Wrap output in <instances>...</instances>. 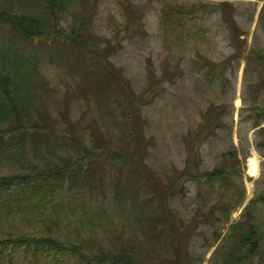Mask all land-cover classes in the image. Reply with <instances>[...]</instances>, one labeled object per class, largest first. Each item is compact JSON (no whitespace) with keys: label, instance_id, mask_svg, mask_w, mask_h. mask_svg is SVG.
<instances>
[{"label":"rangeland","instance_id":"374dc122","mask_svg":"<svg viewBox=\"0 0 264 264\" xmlns=\"http://www.w3.org/2000/svg\"><path fill=\"white\" fill-rule=\"evenodd\" d=\"M217 6L219 11H209ZM170 10L194 38L205 40L196 42L199 51L172 38L163 17ZM0 13V179H29V189L16 183L0 191V264H117L114 255L103 254L115 252L122 220L112 194L117 180L129 191L121 196L126 207L124 198L129 203L135 185L145 195L152 173L155 179L178 178L188 160L187 128L201 120L209 100L224 104L225 125L194 146L192 168L206 172L223 165L231 181L245 188L244 198L228 206L231 222L258 198L264 224V120L255 127L249 109L264 84L263 68L254 60L264 51V0H0ZM226 56L230 60L220 64ZM192 61L214 66L225 80L211 86ZM165 66L172 79L163 82L157 99L148 100L147 80L161 78ZM48 139L59 145L35 147ZM251 157L258 160L255 173ZM84 176L98 183L96 191ZM62 179L64 188L53 189ZM199 179L181 178L185 185L174 202L177 216L191 222L200 218L193 206ZM231 222H222L220 232ZM136 225L144 264H159L162 257L149 258L146 249L156 251L160 244L145 238L158 228L143 235L147 224ZM192 228L202 232L192 254L201 264H222V238L208 247L210 225L196 222ZM38 237L40 247L34 244ZM132 237L128 231L124 245ZM262 248L248 264H264Z\"/></svg>","mask_w":264,"mask_h":264},{"label":"trees","instance_id":"16d2710c","mask_svg":"<svg viewBox=\"0 0 264 264\" xmlns=\"http://www.w3.org/2000/svg\"><path fill=\"white\" fill-rule=\"evenodd\" d=\"M205 7L201 8L200 11H205ZM220 10V7L217 6L215 9H210L209 11ZM180 15H191L189 12L186 14L184 10H178ZM216 11V12H217ZM2 13H0L1 15ZM164 19L170 22L171 29L173 30L171 33L172 38L181 39V44L185 45L186 48L195 49L199 51L196 47V42H204L203 38H194L192 36V30L186 24L179 22V17H174L173 10L164 13ZM183 17V16H181ZM190 18V17H189ZM224 20L227 21V17L223 16ZM264 25V23H263ZM230 27V26H229ZM231 34L230 38L235 40L236 31L233 26L230 27ZM165 43L169 42L171 44L173 40L169 41L166 38V35L163 31ZM167 34V33H166ZM177 34V35H176ZM236 51V49H235ZM238 50L236 51V53ZM230 60L228 56H226L220 64H225ZM257 65L263 68L264 71V51L259 52L256 59H254ZM193 65L199 70L197 75L200 79L207 80L211 86H214L216 81L225 80L224 76L216 73L214 71V66L208 64L207 67H204L203 64H199L195 61H192ZM238 65H234L231 68V71L236 73ZM169 66H165L163 71V76L161 78H149L147 80V85L145 90L148 91V95L146 96L148 100L157 99L158 96L165 90V86L163 82L167 80V77L172 79V72L168 73ZM225 66L222 71V75L226 74ZM214 71V73H212ZM215 74V75H214ZM214 75V76H213ZM264 81V78L259 80L260 83ZM10 86L7 85L6 88ZM158 95V96H157ZM264 95V84L262 88L258 91L256 95V99L258 102L250 106V116L254 121L255 127L260 125L259 123L264 120V98L260 99ZM1 101V100H0ZM4 104H1L0 107H3ZM224 104L221 106L216 102H212L209 100V105L201 110V120L195 121L187 128V137L184 138V143L188 147L187 154V162L186 168L182 169L181 174L178 178L166 180L167 178L155 179L152 173V178L148 179L145 182L144 177L141 178V182H145V187L148 191L145 192V195H138L136 188L131 190L133 198L129 201L125 200L127 203L126 207L123 206V200L121 196H125L129 191L121 190V179L117 180L116 184V193L112 191V194L115 197L113 199L122 207L120 214V227L115 234L114 241L116 242L115 252L111 253H103L105 256L109 257L110 254L114 256L112 259L116 260L117 264H144L146 262L142 259L141 256V246L135 244V240H140V228L136 225V222H144L147 224V227L144 228L143 235L148 234L147 230L158 228V232L154 235L149 236L146 235L147 242H154V247L157 243L160 244L159 248L156 251H153L150 247L146 249L148 253V257L154 255L161 256L159 264H201V260L199 256H195L192 254L191 247L193 246L194 239L197 235L201 233L192 232V227L195 223H204L210 225L211 227V235L213 240L208 244L212 246L215 240L222 238L223 243H226V247L222 250L227 257L223 260L222 264H247L250 263V260L254 258L256 255H261L264 247L262 244V239L264 238V224L258 220L257 216V207H258V198H253L249 205H247L242 214L243 218L237 220L235 222H231V213L228 210V206L231 204L232 199H235L237 196L243 197L245 196V188L243 182L233 183L230 178V174L228 175L225 171L223 165L217 166L212 170L204 171L196 168H192L191 158L192 153H194V146L196 147L200 142H205L207 140L212 139V135L206 137L208 132L211 130H215L218 127H223L225 122L220 119L224 112ZM10 114L7 112V116ZM3 118L0 115V119ZM264 130V127L262 128ZM2 136V134H0ZM215 137V136H214ZM1 141V140H0ZM44 144L51 150L54 146L59 145L52 144L51 140L47 141L41 140L35 147L38 148ZM263 144V142H261ZM9 144L7 147H11ZM198 152V150L196 151ZM75 167L70 168L69 170H74ZM134 171H137L136 167H133ZM138 172V171H137ZM151 171L148 170V174ZM49 173L46 175L49 176ZM55 176V175H54ZM184 176V177H183ZM187 177H200V183H198V189L196 193V198L193 199V206L200 212V218L196 219L193 217V222L185 217H178L175 212L174 202L176 201L177 194L182 192V189L185 183H181V178L184 179ZM88 178V179H87ZM207 178V179H205ZM29 180V179H28ZM28 180H16L15 177L11 178H1L0 179V191L3 189H10L16 183H18L21 188L29 189L27 186ZM83 180L91 181L92 188L96 191L98 184L94 179H90L88 176H84ZM64 179L58 181L62 183ZM71 183V182H70ZM65 186V182L60 184V186H53V189H63ZM112 188L115 189L114 184L111 185ZM34 190L35 186L31 187ZM186 191H188L186 189ZM106 195V194H105ZM263 197V196H261ZM264 198V197H263ZM196 202V203H195ZM111 203V202H110ZM205 209V213L203 211ZM206 211L209 212L207 215ZM223 223H230L228 228L226 229V233L220 232L224 229L221 228L220 225ZM160 226V227H159ZM224 226V225H223ZM130 229V230H129ZM133 231V237L130 238L132 243L127 246L124 245L126 234L128 231ZM208 230V229H207ZM26 239L27 245L30 244V237H24ZM34 244L39 243L38 247H40L43 238H33ZM36 245V244H35ZM77 247H82L81 243H75ZM220 248H218L219 251ZM161 252V254L159 253ZM136 260H138L136 262Z\"/></svg>","mask_w":264,"mask_h":264},{"label":"bare ground","instance_id":"6f19581e","mask_svg":"<svg viewBox=\"0 0 264 264\" xmlns=\"http://www.w3.org/2000/svg\"><path fill=\"white\" fill-rule=\"evenodd\" d=\"M238 102V101H237ZM240 102V101H239ZM258 159V158H257ZM258 160H256V158H253V157H251L250 159H249V165H250V167H251V169H252V171L255 173V172H257L258 171V162H257ZM250 169V168H249ZM249 181V180H248Z\"/></svg>","mask_w":264,"mask_h":264}]
</instances>
